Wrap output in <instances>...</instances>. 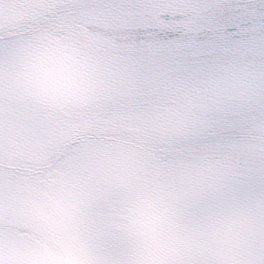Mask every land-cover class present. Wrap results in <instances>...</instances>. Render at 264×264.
Instances as JSON below:
<instances>
[{
	"label": "snow or ice",
	"instance_id": "snow-or-ice-1",
	"mask_svg": "<svg viewBox=\"0 0 264 264\" xmlns=\"http://www.w3.org/2000/svg\"><path fill=\"white\" fill-rule=\"evenodd\" d=\"M0 264H264V0H0Z\"/></svg>",
	"mask_w": 264,
	"mask_h": 264
}]
</instances>
